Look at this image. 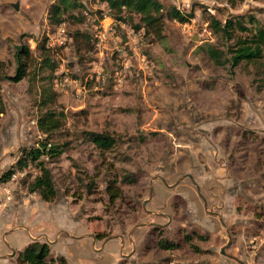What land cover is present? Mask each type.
Wrapping results in <instances>:
<instances>
[{
    "label": "rangeland",
    "instance_id": "rangeland-1",
    "mask_svg": "<svg viewBox=\"0 0 264 264\" xmlns=\"http://www.w3.org/2000/svg\"><path fill=\"white\" fill-rule=\"evenodd\" d=\"M157 1L189 21H157L133 40L117 25L98 53L76 50L81 30L94 45L90 21L103 8L83 0L84 21L61 23L64 45L48 47L53 77L41 70L15 83L16 48L38 58L37 43L60 25L48 19L57 0H0V177L44 138L39 116L50 110L62 120L50 140L62 154L46 160L53 201L28 191L34 166L0 181V264H17L16 252L32 242L47 243L58 264H264V57L231 68L201 48L221 49L210 17L262 21L264 0ZM121 49L136 54L126 56L132 67L122 83L96 80V62L118 68ZM43 89L55 93L50 103ZM92 132L110 135L112 149L97 150ZM114 179L121 196L111 201L105 187Z\"/></svg>",
    "mask_w": 264,
    "mask_h": 264
},
{
    "label": "trees",
    "instance_id": "trees-1",
    "mask_svg": "<svg viewBox=\"0 0 264 264\" xmlns=\"http://www.w3.org/2000/svg\"><path fill=\"white\" fill-rule=\"evenodd\" d=\"M83 0H57L48 9V19L50 24L59 25L65 22L82 23L84 18L80 15L84 9ZM95 4L103 5V9L97 11L95 20H102L108 17L112 21L113 35L116 33V27L120 24L129 27L133 33L142 32V37L149 36L148 27L160 20L168 19L178 23H186L190 19V14L186 15L175 7L169 8L165 13L161 4L157 0H91ZM104 8H107L104 12ZM103 11V12H102ZM80 16H79V15ZM209 29L219 40L221 49L215 46H203L208 58L217 66L228 64L231 68L237 67L242 62H258L264 57V19L258 20L252 15L236 16L225 20L224 23L210 17ZM123 34L118 37L124 44ZM73 38L80 42L81 46L76 50L84 49L91 52L93 49L92 36L88 31L75 32ZM46 39L37 43L38 58L35 59L28 47L23 45L16 48L15 71L9 80L19 82L31 74L41 70H47L48 78H52L58 67V62L52 57V51L46 47ZM47 41V40H46ZM81 48V49H80ZM110 80V79H109ZM41 98L47 103L53 100L51 90L43 89L39 93ZM0 112L2 104L0 102ZM62 116V115H60ZM38 131L44 135V138L36 146L20 151L14 165L5 171L0 177L1 182L7 181L13 174L26 169L28 166L37 168V174L33 176L28 184V191L37 194L43 201L51 202L55 198V188L52 181V175L46 166V160L57 158L62 151L60 147L50 143L51 135L62 126V120L54 111L46 110L42 116H39L36 122ZM88 140L99 151L111 150L114 146V139L106 133H87ZM124 180V179H123ZM133 182V179H129ZM105 192L111 201L121 196V189L117 184V179L108 182ZM189 237L185 236V239ZM177 246V245H176ZM162 249L170 248L159 243ZM17 264H58V260L50 255L49 245L47 243L32 242L24 250L15 254Z\"/></svg>",
    "mask_w": 264,
    "mask_h": 264
},
{
    "label": "built area",
    "instance_id": "built-area-1",
    "mask_svg": "<svg viewBox=\"0 0 264 264\" xmlns=\"http://www.w3.org/2000/svg\"><path fill=\"white\" fill-rule=\"evenodd\" d=\"M99 6H103L98 4ZM103 9V8H102ZM83 14L85 16H87V12H83ZM106 17H104L103 19H105ZM102 20H92L90 21V26L93 29V33H94V46L96 48V51L99 53L101 47H104V42L107 38L111 37L113 35V30H112V21L106 25V27H104L102 25ZM131 34L133 33L132 31H130ZM126 38L127 40H129V37L127 36H122V38ZM136 37V35L132 34L130 40H133ZM65 26L64 24H60L59 26L55 27V32L52 34L51 38L48 39V41H46L47 43V47H59V46H63L65 43ZM119 40H121L118 37ZM127 43V42H126ZM124 43V44H126ZM121 56H122V61L121 63L118 65V68H114V69H106L105 67L102 68V61L98 60L96 63V70L94 71V73L96 74V80H98L101 83H105V81H108L109 79H112V81L114 82V85H120L122 83L123 80V75L125 72L129 71V69H131L132 65L128 62L130 58H132V53L130 55V52L125 51L124 49L119 50ZM130 56V58H126V56ZM101 56V53H100ZM141 62L143 63V65L146 67V69H148L147 66V62L142 59ZM63 83H73L74 82L70 81L68 78H63ZM57 80H55V84H57Z\"/></svg>",
    "mask_w": 264,
    "mask_h": 264
},
{
    "label": "water",
    "instance_id": "water-1",
    "mask_svg": "<svg viewBox=\"0 0 264 264\" xmlns=\"http://www.w3.org/2000/svg\"><path fill=\"white\" fill-rule=\"evenodd\" d=\"M12 8L14 10H17L18 9V3H15V4H11ZM123 41L124 43L127 42V39L126 38H123ZM131 54V53H130ZM187 177H190V175H187ZM230 239L228 238V242L226 243L225 247H223L222 249H220V253L223 254L224 253V248L228 247L230 245Z\"/></svg>",
    "mask_w": 264,
    "mask_h": 264
},
{
    "label": "crops",
    "instance_id": "crops-1",
    "mask_svg": "<svg viewBox=\"0 0 264 264\" xmlns=\"http://www.w3.org/2000/svg\"><path fill=\"white\" fill-rule=\"evenodd\" d=\"M106 19L109 20V23L111 22V19H110V18L106 17L104 20H106ZM104 20H103V23H104ZM109 23H107V24H109ZM130 55H131V54H130ZM135 55H136V54L133 53V54H132V57H134Z\"/></svg>",
    "mask_w": 264,
    "mask_h": 264
},
{
    "label": "flooded vegetation",
    "instance_id": "flooded-vegetation-1",
    "mask_svg": "<svg viewBox=\"0 0 264 264\" xmlns=\"http://www.w3.org/2000/svg\"><path fill=\"white\" fill-rule=\"evenodd\" d=\"M188 178H191V177H188Z\"/></svg>",
    "mask_w": 264,
    "mask_h": 264
},
{
    "label": "clouds",
    "instance_id": "clouds-1",
    "mask_svg": "<svg viewBox=\"0 0 264 264\" xmlns=\"http://www.w3.org/2000/svg\"><path fill=\"white\" fill-rule=\"evenodd\" d=\"M125 38V37H124Z\"/></svg>",
    "mask_w": 264,
    "mask_h": 264
}]
</instances>
